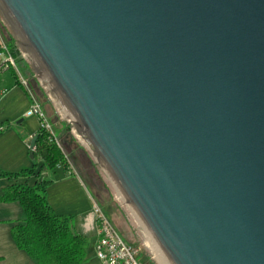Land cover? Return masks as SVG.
<instances>
[{
  "label": "water",
  "instance_id": "water-1",
  "mask_svg": "<svg viewBox=\"0 0 264 264\" xmlns=\"http://www.w3.org/2000/svg\"><path fill=\"white\" fill-rule=\"evenodd\" d=\"M0 8L166 264H264V0Z\"/></svg>",
  "mask_w": 264,
  "mask_h": 264
},
{
  "label": "crops",
  "instance_id": "crops-1",
  "mask_svg": "<svg viewBox=\"0 0 264 264\" xmlns=\"http://www.w3.org/2000/svg\"><path fill=\"white\" fill-rule=\"evenodd\" d=\"M18 73L19 69L14 67L0 72V172L15 173L32 167L29 145L40 131V119L26 115L32 103L30 90H37V85L31 81L30 87L25 86L22 83L25 78ZM66 132L62 131L60 136L69 149L71 159L66 155L71 166L60 165L46 173L53 180L48 187V200L57 214L74 216L76 230L89 238V255L84 264H102L95 254V243L101 234L94 206L105 211L107 201L98 192L92 194L90 191V176L85 174L88 170L86 153L77 139ZM78 168L88 182L82 179ZM38 171L30 177H1L0 195L15 183L35 184L43 176L38 177ZM24 219L25 212L19 202H0V264H38L26 251L18 248L12 236V228Z\"/></svg>",
  "mask_w": 264,
  "mask_h": 264
},
{
  "label": "trees",
  "instance_id": "trees-1",
  "mask_svg": "<svg viewBox=\"0 0 264 264\" xmlns=\"http://www.w3.org/2000/svg\"><path fill=\"white\" fill-rule=\"evenodd\" d=\"M0 33L19 69L18 62H26L19 58L14 46L9 45L6 38H11L1 30ZM32 159L33 165L30 168L15 173L0 172V178L30 177L37 170L38 177L43 175L33 185L15 183L0 195V202H19L25 212L24 221L12 228V236L18 248L26 251L38 264H84L89 255V238L76 230L74 216L57 214L48 200V187L53 180L46 173L60 165L69 166L65 150L56 141L50 140L45 129L40 128Z\"/></svg>",
  "mask_w": 264,
  "mask_h": 264
},
{
  "label": "rangeland",
  "instance_id": "rangeland-1",
  "mask_svg": "<svg viewBox=\"0 0 264 264\" xmlns=\"http://www.w3.org/2000/svg\"><path fill=\"white\" fill-rule=\"evenodd\" d=\"M0 30L7 37L11 38V40L6 38L9 45L11 47L14 46L19 58L23 59L26 62V64H24L22 61L18 62L19 71L21 75L19 73L18 74L19 76H22L25 79L30 80L31 78L33 82L35 81L34 83L35 85H37V90L33 89L32 92L34 93L36 98L43 104L48 121L51 123L52 128L56 133V136H58L60 143L65 150V153H67V155L71 159L69 149L67 148L63 138L60 136L61 132L66 129V133L73 135L77 139V141L82 145L88 161V170H86L85 174L88 173V175L90 176L89 180L92 183V187L90 186V191L92 192V194H94V192H98L102 195V197H104L105 201H107V204L105 205V211L102 209L104 213L110 219L112 217L114 221L113 223L127 242L139 247V259L142 264H161V262L158 261L159 259L154 255L153 252H151L150 248L147 245V241L149 240L148 236L146 235V233L130 211L125 201H121L119 199V191L108 176L107 172L103 168L97 156L95 155L93 150H91L87 145L84 144V142L80 139L81 136L79 137L78 135H76L78 129L75 125V122H72L69 118L63 116L60 109L59 100H55L52 97L53 90L50 85V82H44L42 80V75L40 74L42 71L37 69L38 67L33 62L30 55L25 54L24 47L26 45L24 44L25 46L22 47V39L12 28L1 8ZM28 80V84H32L31 81L29 82ZM79 172L82 179L85 182H88V180L84 176L85 174H83L80 170Z\"/></svg>",
  "mask_w": 264,
  "mask_h": 264
},
{
  "label": "built area",
  "instance_id": "built-area-1",
  "mask_svg": "<svg viewBox=\"0 0 264 264\" xmlns=\"http://www.w3.org/2000/svg\"><path fill=\"white\" fill-rule=\"evenodd\" d=\"M0 48V72L8 70L12 67L17 68L15 57L7 46L1 33ZM22 83L27 87L29 86L26 79H22ZM30 93L32 96V103L26 111V115L38 117L40 119V128L45 129L50 135V140L56 141V143L61 147L62 145L55 135L51 123L48 121L42 103L36 98L31 90ZM29 147L31 149L30 145ZM34 150L31 149V151ZM66 157L68 158L67 155ZM68 163L69 166H71L69 158ZM94 213L96 215V221L99 225L101 234V237L95 243V254L99 261L102 264H142L139 259V247L130 244L124 239L113 221L98 205L94 206Z\"/></svg>",
  "mask_w": 264,
  "mask_h": 264
},
{
  "label": "bare ground",
  "instance_id": "bare-ground-1",
  "mask_svg": "<svg viewBox=\"0 0 264 264\" xmlns=\"http://www.w3.org/2000/svg\"><path fill=\"white\" fill-rule=\"evenodd\" d=\"M22 47L25 46L26 44L23 42L22 40ZM25 44V45H24ZM24 50H25V54L26 55H30V57L32 58L33 62L36 64V67L37 69H39L40 71H42L40 74L42 75V80L44 82H50L49 79L47 78L46 74L44 73L43 69L41 68L40 64L38 63L37 59L35 58L34 54L30 51V49L27 47V45L24 47ZM50 85L52 87V90H53V94H52V97L55 99V100H59V104H60V109H61V112L63 114L64 117H67L70 119V121L72 122H75L73 120V118L71 117V115L69 114L68 110L66 109L65 105L63 104L62 100L60 99V97L58 96L57 92L55 91L54 87L52 86L51 82H50ZM76 125V123H75ZM77 126V125H76ZM77 129H78V132L76 135H78L80 137V139L84 142L85 145H87L91 150L92 148L90 147V145L88 144V142L86 141L85 137L83 136V134L81 133L80 129L78 128L77 126ZM119 196V199L121 201H124V199L122 198V196L120 194H118ZM147 245L148 247L150 248L151 252L154 253V255L159 259L158 261L161 262V264H166L165 261L163 260V258L161 257V255L158 253V251L156 250V248L154 247V245L152 244V242L150 241V239L147 241ZM159 262V263H160Z\"/></svg>",
  "mask_w": 264,
  "mask_h": 264
}]
</instances>
